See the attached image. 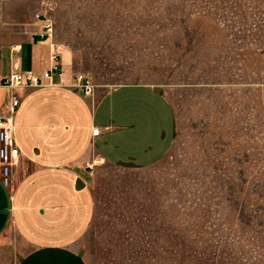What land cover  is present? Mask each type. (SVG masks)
I'll return each instance as SVG.
<instances>
[{
	"label": "rangeland",
	"instance_id": "1",
	"mask_svg": "<svg viewBox=\"0 0 264 264\" xmlns=\"http://www.w3.org/2000/svg\"><path fill=\"white\" fill-rule=\"evenodd\" d=\"M37 16L91 105L149 86L175 117L153 166L90 154L92 218L72 245L84 262L264 264V0H0V46ZM30 250L10 228L0 264Z\"/></svg>",
	"mask_w": 264,
	"mask_h": 264
},
{
	"label": "crops",
	"instance_id": "2",
	"mask_svg": "<svg viewBox=\"0 0 264 264\" xmlns=\"http://www.w3.org/2000/svg\"><path fill=\"white\" fill-rule=\"evenodd\" d=\"M54 42L43 24L26 39L0 46V77L14 71L40 75L50 66ZM62 48V77L52 86L0 89V119L9 120L19 152L11 185L0 180V242L10 228L31 246L19 264H86L73 249L87 231L93 205L88 189L90 154L97 162L147 168L172 147L175 117L168 99L149 86L118 87L91 105L71 85Z\"/></svg>",
	"mask_w": 264,
	"mask_h": 264
},
{
	"label": "built area",
	"instance_id": "3",
	"mask_svg": "<svg viewBox=\"0 0 264 264\" xmlns=\"http://www.w3.org/2000/svg\"><path fill=\"white\" fill-rule=\"evenodd\" d=\"M44 27L47 38L52 39V30L48 23L40 16L36 17ZM62 46L53 44L50 55V66L40 75L32 72L14 71L8 76L0 77V89L11 92V110L17 106L18 98L16 91H25L52 86L54 76L62 77L63 69L60 61V51ZM82 91L89 94V87H82ZM19 152L15 146L13 138V127L9 120L0 119V180L4 187L11 185L13 170L17 165Z\"/></svg>",
	"mask_w": 264,
	"mask_h": 264
}]
</instances>
